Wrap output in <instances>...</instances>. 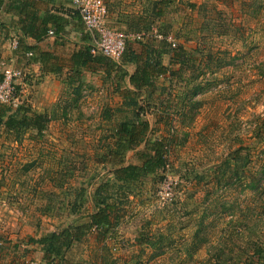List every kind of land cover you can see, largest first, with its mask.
<instances>
[{
	"label": "rangeland",
	"instance_id": "obj_1",
	"mask_svg": "<svg viewBox=\"0 0 264 264\" xmlns=\"http://www.w3.org/2000/svg\"><path fill=\"white\" fill-rule=\"evenodd\" d=\"M180 5L168 10V24L156 23L157 34L175 42L158 60L178 72L158 77L157 88L138 98L149 128L135 148L125 149L118 132L132 112L116 111L115 96H101L106 88L77 102L75 95L40 102L38 80L16 81V101L48 120L36 137L0 125V264H48L40 238L88 221L105 183L118 223L102 238L92 229L56 262L264 264V0ZM180 47L186 64H170ZM160 140L165 168L117 181V168L140 163Z\"/></svg>",
	"mask_w": 264,
	"mask_h": 264
},
{
	"label": "crops",
	"instance_id": "obj_2",
	"mask_svg": "<svg viewBox=\"0 0 264 264\" xmlns=\"http://www.w3.org/2000/svg\"><path fill=\"white\" fill-rule=\"evenodd\" d=\"M105 2L110 27L130 34L150 32L155 37L146 38L145 34L141 39L130 38L127 46L130 54L143 60L149 51H153V55L166 53L167 41L156 36L157 33H162L158 31L156 23L158 19L166 21L168 10L180 9L181 0H105ZM73 8V0H0V62H4L2 64L5 68L21 69L24 72V79L26 78L29 83L38 80L40 90L36 97L40 102L48 100L50 95L52 102L70 100L72 99L70 96L76 95L73 101L77 102L80 96L86 97L87 92L90 94L94 87H104L106 89H100L104 93L101 96L107 99L109 93L114 95L119 104L115 108H123V94L126 89H134V86L129 81V76L122 80L120 73L126 69L129 75L133 74L137 70V63L126 62L118 71L112 69L110 75L109 64L87 62L86 65H82L80 60L78 64L77 58L84 54L87 47L92 48L94 45V36L86 30L80 15ZM158 11H162L163 14L158 16L156 14ZM29 13H35L33 20L35 27L43 26L45 15H57L61 17L62 29L57 31L56 26L49 23L48 32L38 39L40 36L38 34L35 36L36 30L34 34L29 33ZM50 30L54 33L50 34ZM29 52L33 53L32 56L28 55ZM90 53L94 55L91 51ZM120 61L115 62L120 64ZM113 111L114 109L111 110Z\"/></svg>",
	"mask_w": 264,
	"mask_h": 264
},
{
	"label": "trees",
	"instance_id": "obj_3",
	"mask_svg": "<svg viewBox=\"0 0 264 264\" xmlns=\"http://www.w3.org/2000/svg\"><path fill=\"white\" fill-rule=\"evenodd\" d=\"M156 14L161 16L163 13L162 11H158ZM28 15L30 16V22L28 23L29 33L34 34L36 30L35 36L37 34L40 36L37 37L38 39L48 32L49 23L54 24L57 31L62 29V25L60 24L61 17L57 15H45L42 21L43 26L41 27H35L33 25L35 13H29ZM90 51L91 47H87L84 51V54L80 55L79 59L77 58L78 61L76 60V62L78 64L82 63V65H86L87 62H94L98 65L109 64V75L111 74L110 71H112V69L118 71L126 62L137 63V70L133 74L129 75L126 69H123V71L120 73L122 80L129 76V81L134 86V89L125 90V93L123 94V108L118 107L116 109V111L119 112L124 110V106H126L127 109L132 112V117H129L119 124L118 132L122 139L127 140V144L123 145L125 149L135 148V146L142 142L145 133L149 128V122L143 121L140 118L142 107L138 101V98L142 97V93L145 90L152 91L154 88H157L156 83L158 77L174 70L172 67L169 68L165 65H162V62L158 60V55L152 54L153 51H149L146 58H143L142 60L140 57L130 54L129 49L126 48L122 58L120 59V64L116 63L115 61L113 62L102 54L92 55ZM185 54L186 50L183 47H180V49H174V54L172 59H170V64L179 61V63L184 66L187 60L186 57H183ZM115 67L117 68L115 69ZM176 72L174 71L172 74L174 75ZM78 74L79 73H76V75ZM2 78L3 77L1 76V79ZM197 89L198 87L193 89L194 93L197 92ZM74 91H76V89H74ZM76 94L79 93L76 92ZM111 114L112 112L110 110H106L105 114L103 115L106 120H110L112 117ZM47 120V114L36 112L28 105L24 106L18 104V106L13 107L11 104L0 103V125L5 128V131L8 134L14 135L16 137H20L26 132H31L32 135H35V137L42 135L47 127ZM261 125V131H264V119ZM115 152L117 154L119 150ZM140 161V163H130L126 166L117 168L115 171V178L117 181L123 183L136 182L146 174L155 173L160 169L165 168L166 157L164 154L163 140L150 143L147 146L145 152L140 153ZM255 182H252V186H254ZM108 186L109 184L105 183L101 185L95 192L93 197V205L96 207V210L89 214L88 221L74 227L69 226L60 232H53L49 235L46 234L40 238L39 242L43 245L45 252L43 258L48 264H60L55 261L56 258L63 257L66 251L71 248L75 240L81 241L87 235V233L92 231V229H98V236L102 238L107 236V234L118 223V219L120 217L118 215L119 209L114 201H109L110 189ZM83 197L84 191L78 194L79 199H83ZM83 203L84 202L81 200L79 207H81Z\"/></svg>",
	"mask_w": 264,
	"mask_h": 264
},
{
	"label": "built area",
	"instance_id": "obj_4",
	"mask_svg": "<svg viewBox=\"0 0 264 264\" xmlns=\"http://www.w3.org/2000/svg\"><path fill=\"white\" fill-rule=\"evenodd\" d=\"M73 7L80 15L86 30L94 36V45L91 48L93 54H102L115 61H120L130 38L141 39L144 36L142 33L130 34L127 31L110 27L107 22L108 8L105 0H73ZM53 33L54 31L50 30V34ZM156 36L175 46L171 36L164 34H156ZM28 55L32 53L29 52ZM23 76L24 72L21 69L4 68L0 82V103L18 106L19 103L14 93L19 86L16 81Z\"/></svg>",
	"mask_w": 264,
	"mask_h": 264
}]
</instances>
